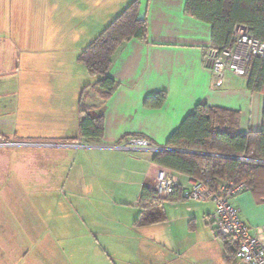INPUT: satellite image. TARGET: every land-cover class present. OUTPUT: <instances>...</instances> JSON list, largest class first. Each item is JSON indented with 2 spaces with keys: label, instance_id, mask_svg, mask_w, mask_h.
Wrapping results in <instances>:
<instances>
[{
  "label": "crops",
  "instance_id": "crops-1",
  "mask_svg": "<svg viewBox=\"0 0 264 264\" xmlns=\"http://www.w3.org/2000/svg\"><path fill=\"white\" fill-rule=\"evenodd\" d=\"M132 1L0 0V264H58L114 252L136 256L125 264H227L210 203L175 194L162 201L163 221L133 225L142 188L155 190L165 167L152 161L153 150L118 147L134 136L164 147L199 103L238 112L240 132L261 128L263 95L248 90L246 78L226 75L216 84L204 62L212 28L185 13L186 0H139L146 41L134 38L117 50L108 75L118 87L106 100L98 88L82 97L90 112L103 114V137L72 141L80 95L98 79L77 57ZM158 92L166 93L164 104L145 107ZM22 97L29 129L39 130L29 136L15 129ZM175 174L180 187L192 180ZM20 194L39 199L23 204L25 219ZM233 203L249 225L264 227V196L246 190ZM77 234L92 248L51 247Z\"/></svg>",
  "mask_w": 264,
  "mask_h": 264
},
{
  "label": "trees",
  "instance_id": "trees-1",
  "mask_svg": "<svg viewBox=\"0 0 264 264\" xmlns=\"http://www.w3.org/2000/svg\"><path fill=\"white\" fill-rule=\"evenodd\" d=\"M139 7L140 1L133 0L77 57L88 75L98 79L85 86L80 95L78 135L72 139L74 143L97 142L103 137V114L90 112L82 97L88 88H98L101 98L106 100L117 89L118 84L108 75L115 53L123 43L131 39H147V20L139 17ZM185 13L211 26L212 48L227 47L237 24L247 25L264 42V0H186ZM246 79L248 90L263 95L260 130L240 132L238 112L199 103L169 136L164 145L166 150L153 153L152 161L173 172L204 181L210 187L215 178L245 183L247 190L262 198L264 56L251 60L250 75ZM165 100L166 93L158 92L145 98L143 105L160 108ZM243 156L250 161L242 162L238 159ZM175 194L183 199L179 185L174 186L167 199L175 200ZM162 201L155 190L143 187L137 206L139 214L133 225L141 227L163 221ZM222 240L224 260L231 264L234 260V247L230 240Z\"/></svg>",
  "mask_w": 264,
  "mask_h": 264
},
{
  "label": "built area",
  "instance_id": "built-area-1",
  "mask_svg": "<svg viewBox=\"0 0 264 264\" xmlns=\"http://www.w3.org/2000/svg\"><path fill=\"white\" fill-rule=\"evenodd\" d=\"M264 56V42L258 39L247 25L237 24L232 30L230 44L222 49L210 48L204 55V62L216 84L220 85L226 75L248 78L250 62ZM119 148L150 149L155 152L166 150L153 145L141 137H129ZM250 161L246 157L238 158ZM178 185L177 174L164 168L157 176L156 193L159 198H168ZM182 196L186 201L210 203L213 206L209 219L215 234L232 242L234 261L238 264H264V227L249 225L241 216L233 199L247 190L245 183L232 179H213L212 187L201 180L192 179L182 185Z\"/></svg>",
  "mask_w": 264,
  "mask_h": 264
},
{
  "label": "rangeland",
  "instance_id": "rangeland-1",
  "mask_svg": "<svg viewBox=\"0 0 264 264\" xmlns=\"http://www.w3.org/2000/svg\"><path fill=\"white\" fill-rule=\"evenodd\" d=\"M26 86H27V83L20 81V85H19L20 88L21 87L25 88ZM2 87H4V86H1V88ZM5 100H6V98H5ZM16 107H17V109L15 112L16 113L15 114V116H16L15 129L18 131L19 136H29L32 133H34V134L38 133L39 130H35V128L32 129L33 127L31 129H29L30 126L28 124L29 123L28 118H30V114L27 113L28 112V104L24 100V97H22V102L20 101L19 105L16 103L14 109ZM160 148H162V147H160ZM6 154L9 156V154L7 152H6ZM10 164H11L10 170H12V168H13V166H12L13 165V156L10 157ZM36 195L37 194H33V196H32V194L31 195L20 194V197H22V200H21L22 204L21 203L20 204L24 208V210H20V215L22 216V217H20L21 219H25L26 217H24V216H25V213H27V210L23 206V204H27L28 202H34V200L36 203H38L39 199L38 198L35 199V197H34ZM32 197H34V199ZM39 216L41 217V215H37L38 221L42 220ZM74 225L79 226V227L83 226V224L81 225L80 223H79V225H76V224H74ZM74 225H72L71 227H68V228L69 229L75 228ZM72 233H74V232L72 231ZM82 237H84L83 240H81L80 234L67 235L66 240H64V241H56V240L51 241V247L52 248L53 247L54 248H65L67 250H75V247H76L77 251L79 250V247L81 245L83 248L85 247V249H87L88 247H91V246H89V244L91 245V243H92V241H90L91 239L88 238L87 236H82ZM125 240H126V238H125ZM218 240L221 241L222 238L218 237ZM105 247H109V246H105ZM119 250H121V249H119ZM86 255H88V256H85L84 258L81 257V255L79 254L78 257L76 256L73 259L70 256L67 259L65 258L62 261L60 259H58L57 263L58 264H65V263H67V264H109V263L113 262V264H125V261L131 260V259L136 257L134 255L128 256L126 254L125 255L124 254L119 255V252L118 253L114 252L113 255L108 254V253H105V254H103V253H99V254L86 253ZM130 262H133V261H130Z\"/></svg>",
  "mask_w": 264,
  "mask_h": 264
},
{
  "label": "water",
  "instance_id": "water-1",
  "mask_svg": "<svg viewBox=\"0 0 264 264\" xmlns=\"http://www.w3.org/2000/svg\"><path fill=\"white\" fill-rule=\"evenodd\" d=\"M264 163V161H262Z\"/></svg>",
  "mask_w": 264,
  "mask_h": 264
}]
</instances>
